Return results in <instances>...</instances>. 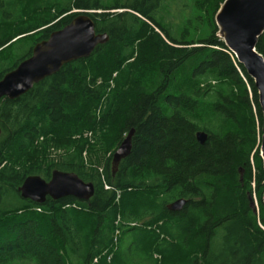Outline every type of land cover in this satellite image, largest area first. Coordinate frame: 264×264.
Returning a JSON list of instances; mask_svg holds the SVG:
<instances>
[{
    "label": "trees",
    "instance_id": "1",
    "mask_svg": "<svg viewBox=\"0 0 264 264\" xmlns=\"http://www.w3.org/2000/svg\"><path fill=\"white\" fill-rule=\"evenodd\" d=\"M165 1L0 0V80L81 11L109 36L0 101V264H264L258 91L215 21L195 40L187 20L176 37ZM223 2L199 4L214 18ZM256 48L264 56V34ZM55 170L92 182L93 197L20 196L28 176Z\"/></svg>",
    "mask_w": 264,
    "mask_h": 264
},
{
    "label": "water",
    "instance_id": "2",
    "mask_svg": "<svg viewBox=\"0 0 264 264\" xmlns=\"http://www.w3.org/2000/svg\"><path fill=\"white\" fill-rule=\"evenodd\" d=\"M92 12L81 11L63 28L37 42L32 55L0 80V101L4 98L18 99L45 78L56 74L64 65L90 57L98 45L108 42L107 33H97L95 21L90 16ZM215 19L219 35L243 64L258 91L262 110L261 157L264 166V56L256 48L260 36L264 34V0H224ZM134 133L133 128L115 151L113 173L118 170L121 161L130 155ZM207 139L206 132L197 133L200 144ZM18 191L23 199L44 204L48 198L59 200L69 196L88 201L93 197L95 187L74 172L55 170L49 181L38 175L28 176ZM187 201L178 199L169 204L168 209L180 211ZM262 203L264 205V194Z\"/></svg>",
    "mask_w": 264,
    "mask_h": 264
},
{
    "label": "rangeland",
    "instance_id": "3",
    "mask_svg": "<svg viewBox=\"0 0 264 264\" xmlns=\"http://www.w3.org/2000/svg\"><path fill=\"white\" fill-rule=\"evenodd\" d=\"M200 0H166L163 9L161 11L160 21L164 24H169L170 31L172 35L179 37L182 33L183 28L187 20L191 22V29L189 33V38H194L195 40L203 37L205 35V25L206 21L210 19L216 22V15L212 18V15L208 13L206 8H201L202 5L199 4ZM210 17V18H209ZM203 31V32H202ZM220 34V32H219ZM85 137H88L93 142L92 133H85ZM101 162H103L106 157L99 154ZM110 154L106 155L109 156ZM255 183L253 182V187ZM253 205L258 210V198L256 194H253Z\"/></svg>",
    "mask_w": 264,
    "mask_h": 264
},
{
    "label": "bare ground",
    "instance_id": "4",
    "mask_svg": "<svg viewBox=\"0 0 264 264\" xmlns=\"http://www.w3.org/2000/svg\"><path fill=\"white\" fill-rule=\"evenodd\" d=\"M121 145V144H120Z\"/></svg>",
    "mask_w": 264,
    "mask_h": 264
}]
</instances>
